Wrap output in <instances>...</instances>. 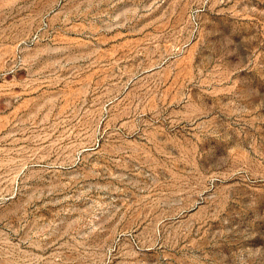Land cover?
Returning a JSON list of instances; mask_svg holds the SVG:
<instances>
[{
	"label": "rangeland",
	"instance_id": "obj_1",
	"mask_svg": "<svg viewBox=\"0 0 264 264\" xmlns=\"http://www.w3.org/2000/svg\"><path fill=\"white\" fill-rule=\"evenodd\" d=\"M0 264H264V0H0Z\"/></svg>",
	"mask_w": 264,
	"mask_h": 264
},
{
	"label": "bare ground",
	"instance_id": "obj_2",
	"mask_svg": "<svg viewBox=\"0 0 264 264\" xmlns=\"http://www.w3.org/2000/svg\"><path fill=\"white\" fill-rule=\"evenodd\" d=\"M14 216V215H13Z\"/></svg>",
	"mask_w": 264,
	"mask_h": 264
}]
</instances>
